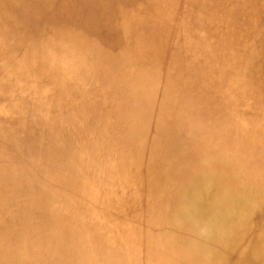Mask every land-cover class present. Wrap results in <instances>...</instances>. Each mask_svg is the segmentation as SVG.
<instances>
[{
  "label": "bare ground",
  "instance_id": "bare-ground-1",
  "mask_svg": "<svg viewBox=\"0 0 264 264\" xmlns=\"http://www.w3.org/2000/svg\"><path fill=\"white\" fill-rule=\"evenodd\" d=\"M0 264H264V0H0Z\"/></svg>",
  "mask_w": 264,
  "mask_h": 264
}]
</instances>
